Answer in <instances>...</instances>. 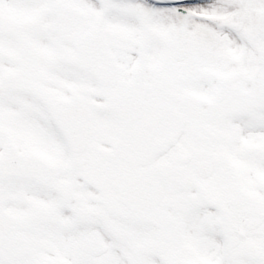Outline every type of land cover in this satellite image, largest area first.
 <instances>
[{
    "label": "snow or ice",
    "instance_id": "6c2138e0",
    "mask_svg": "<svg viewBox=\"0 0 264 264\" xmlns=\"http://www.w3.org/2000/svg\"><path fill=\"white\" fill-rule=\"evenodd\" d=\"M0 264H264V0H0Z\"/></svg>",
    "mask_w": 264,
    "mask_h": 264
}]
</instances>
